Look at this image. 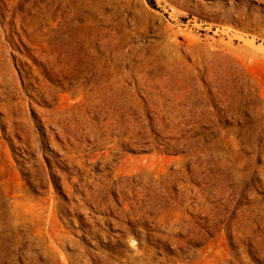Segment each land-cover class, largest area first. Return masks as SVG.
<instances>
[{
    "label": "rangeland",
    "instance_id": "1",
    "mask_svg": "<svg viewBox=\"0 0 264 264\" xmlns=\"http://www.w3.org/2000/svg\"><path fill=\"white\" fill-rule=\"evenodd\" d=\"M0 264H264V0H0Z\"/></svg>",
    "mask_w": 264,
    "mask_h": 264
},
{
    "label": "bare ground",
    "instance_id": "2",
    "mask_svg": "<svg viewBox=\"0 0 264 264\" xmlns=\"http://www.w3.org/2000/svg\"><path fill=\"white\" fill-rule=\"evenodd\" d=\"M244 40H245V39H244ZM251 43H252V42H251ZM44 118H45V119H44V120H45V122H49V123H50V121L47 119L46 115H45V117H44ZM49 123H48V124H49ZM53 146H54V147H57L55 143H53ZM74 148H75V147H74ZM71 149H72V148H71Z\"/></svg>",
    "mask_w": 264,
    "mask_h": 264
}]
</instances>
